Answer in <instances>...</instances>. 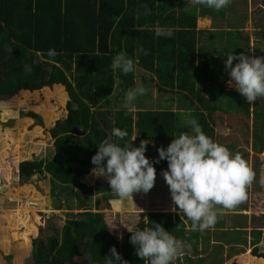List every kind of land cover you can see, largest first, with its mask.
I'll return each instance as SVG.
<instances>
[{"label": "trees", "instance_id": "obj_1", "mask_svg": "<svg viewBox=\"0 0 264 264\" xmlns=\"http://www.w3.org/2000/svg\"><path fill=\"white\" fill-rule=\"evenodd\" d=\"M172 1L0 0V100L11 99L22 90L40 91L59 84L65 86L71 98L68 116L51 129L54 157L22 162L21 177L43 176L46 173L52 176L53 183L61 187V191L66 192L64 189L72 184L91 194L92 190L80 179L95 167L91 159L98 152V145L110 136L113 142L124 145L126 140L130 141L135 128L138 130L136 147L142 138H154L155 145L148 146L145 155L151 161L158 159V149H166L175 137L186 130L181 126L179 114L158 107L155 110H139L138 118L134 120L125 111H113L111 107L115 85L118 83L122 90L135 88L138 84L136 69L139 67L155 75L154 84L158 92L177 94L180 103L194 111L193 116L203 131L215 141L211 121L220 107L215 102H208L202 94L201 84L214 79L211 70L215 71L220 58L203 42L204 31L197 28L198 13L180 9ZM146 10H150V14L146 15ZM201 14H204L203 10ZM219 21L222 23V19ZM157 25L174 29V34L171 37L156 36ZM218 38V35L209 36L211 41ZM231 45L236 49V42ZM141 47L148 55L139 51ZM50 49H54L56 54L49 56ZM120 52H126L138 61L134 72L125 75L119 70L113 71V57ZM26 66L31 67L30 73L25 71ZM148 81L142 74L140 87L146 88L150 85ZM262 110L264 107L260 108ZM243 112L248 116L250 114L249 111ZM24 115L40 121V116L34 112ZM114 128L127 131V137L117 141L112 136ZM227 147L233 149L231 145ZM154 167L159 176L167 170L168 162L161 160L154 163ZM256 172L259 174L260 170L256 169ZM110 196L105 195L104 199L108 201ZM244 202L241 205H245ZM242 211L245 210L235 213L240 215ZM20 213L18 211L16 216H12L14 223L17 228L23 225L29 232L34 228L29 223L30 217L26 216L27 221L23 220ZM261 215L264 216V213ZM79 216L68 220L71 233H65L64 240L55 236L47 243L33 242L34 249L29 256L27 245L17 247L15 262L67 264L82 257L89 264H106V257L114 246L128 264H146L136 255V246L130 243L131 232L127 231L125 237L119 240L112 234L102 214L88 211L81 212ZM142 216L147 222L141 220L139 227L132 231L154 228L158 223L175 238L185 236L183 226L175 225V214L171 211L151 210ZM182 217L187 218L183 214ZM218 224L222 225V222ZM14 237L16 241L18 233ZM194 237L191 234L184 239ZM215 243L217 254L205 256L211 264L220 260L218 251L223 247L222 243ZM198 252L195 246L193 253L197 255ZM237 260L236 264H264V257L255 255L251 249L238 255Z\"/></svg>", "mask_w": 264, "mask_h": 264}, {"label": "rangeland", "instance_id": "obj_2", "mask_svg": "<svg viewBox=\"0 0 264 264\" xmlns=\"http://www.w3.org/2000/svg\"><path fill=\"white\" fill-rule=\"evenodd\" d=\"M172 2H176L180 9L198 13L197 28L204 31L203 42H206V47L220 58L215 71L211 70L214 79H209L204 85L201 84L202 94L208 102H215L220 107V110L212 115L211 121L214 126L215 141L222 145L233 146V149H230L233 154L241 153L255 172L256 169L260 170L259 174L256 172L254 182L247 189L245 205H241L242 202L234 209L237 212L243 209L245 211L240 215L233 210L226 211L218 218V222H222V225L217 222L213 228L204 232L192 231L191 221L175 214V225L183 226L184 237L191 234L195 237L191 240H185L184 237L176 238L182 242L183 254L174 260V264H189V259L192 264H211L209 258L205 256L217 254L215 241L223 244L222 249L218 251L220 260L216 264H236L237 256L250 249L255 255L261 254L264 257V253L261 252L264 249V216L261 215L264 213V184L260 183L261 176L264 175V110L260 111V108L264 107V97H258L254 104L250 105L235 89V83L230 85L231 78L225 66L226 56L230 53L236 55L244 53L256 57L260 53L264 56V0H231V4L220 11L211 8L209 10L203 5H188V0ZM178 6L176 10H179ZM202 10L204 14H201ZM219 19H222V23ZM211 34L218 35L219 38L211 41L209 40ZM235 42L237 47L233 49L231 44ZM136 70L138 84L135 88L141 86L142 74H145L146 79L149 80L150 85L146 87V95L138 96L132 106L125 107V96L129 89L122 90L117 83L112 96V110H123L134 120L138 118L139 110L159 108L173 110L179 114L185 132H191L188 121L195 119L194 111L180 103L177 94L158 92L154 84L155 75L140 67ZM70 99L65 86L59 84L40 91L22 90L11 99L0 100V260L2 264H17L15 249L21 245L28 246L29 256L34 249L33 242L47 243L49 238L55 236L61 241L64 240L65 233L68 235L69 231L71 233L68 220L80 218L81 212L92 211L102 214L112 234L119 240H122L121 235L124 238L128 231L122 223L133 230L139 227L141 220L147 222L142 214H147L151 210H168L177 213L173 211L176 206L162 174L156 177L154 187L147 194L142 191L134 193L135 203L125 202L121 206L111 203L114 197L107 180L92 176L91 171L80 179L92 190L91 194L83 192L78 185L76 188L72 184L64 189L66 192L61 191L62 188L56 187L52 176L46 173L43 176L37 174L30 178L20 176L22 162L54 157L51 129L59 120L68 116ZM244 110L249 111V116L243 112ZM28 112L38 114L40 121L24 115ZM258 112H260L259 116ZM130 136V141L126 140V143H132L136 147L138 130L135 128ZM142 140L151 141L148 146L156 143L154 138H142ZM108 194L112 197L110 196L106 201L104 196ZM117 207L121 208L117 209ZM25 210L29 212L24 213ZM18 211L22 212L20 215L23 220H26V216L30 217L29 223L33 224L34 228L29 232L23 225L20 228L16 227L17 224L14 223L12 216H16ZM256 215L261 216L256 217ZM15 233H18L16 241ZM195 246L202 258L193 253ZM24 262L23 260L18 264H27ZM67 264L89 263L85 258L77 257Z\"/></svg>", "mask_w": 264, "mask_h": 264}, {"label": "clouds", "instance_id": "obj_3", "mask_svg": "<svg viewBox=\"0 0 264 264\" xmlns=\"http://www.w3.org/2000/svg\"><path fill=\"white\" fill-rule=\"evenodd\" d=\"M230 3L231 0H188V5H203L215 11L228 7ZM145 14H150V10H146ZM155 34L158 37H171L174 29L157 25ZM139 51L148 55L142 47ZM55 54L54 49L48 52L49 56ZM226 57L230 85L234 82L235 89L250 105L258 97H264V56L230 53ZM137 62L126 52H120L113 57L111 67L113 71L119 70L127 75L135 71ZM25 71L30 73L32 69L26 66ZM146 93L144 87L129 89L125 96V107L132 106L138 96ZM188 124L191 132H181L166 149L160 147L155 161L145 155L151 142L149 140H142L138 147H134L132 143L121 145L113 142L110 136L98 145L99 150L91 159L95 167L90 174L107 180L114 197L111 201L113 205L135 203L134 193L142 191L147 194L154 187L157 177L154 163L161 160L168 162V169L162 172V176L176 206L173 211L177 213L174 214L182 219V214L187 217L191 221L192 231L204 232L213 228L220 216L234 210L247 199V189L254 182L256 172L242 154H233L226 145L206 135L196 119H191ZM127 135V131L113 129L112 136L117 141L124 140ZM260 183L264 184V175ZM122 224L132 233L130 243L136 246V255L146 264H174V260L183 254L182 242L161 224L156 223L154 228L146 227L137 231ZM120 239H123L122 235ZM110 253L106 257V264H128L114 246ZM195 256L202 258L200 253Z\"/></svg>", "mask_w": 264, "mask_h": 264}]
</instances>
